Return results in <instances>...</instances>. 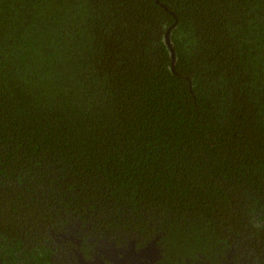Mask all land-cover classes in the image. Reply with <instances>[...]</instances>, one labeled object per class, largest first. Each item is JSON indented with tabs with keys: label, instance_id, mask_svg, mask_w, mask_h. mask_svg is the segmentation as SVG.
<instances>
[{
	"label": "trees",
	"instance_id": "trees-1",
	"mask_svg": "<svg viewBox=\"0 0 264 264\" xmlns=\"http://www.w3.org/2000/svg\"><path fill=\"white\" fill-rule=\"evenodd\" d=\"M62 235L264 264V0H0V264Z\"/></svg>",
	"mask_w": 264,
	"mask_h": 264
},
{
	"label": "flooded vegetation",
	"instance_id": "flooded-vegetation-1",
	"mask_svg": "<svg viewBox=\"0 0 264 264\" xmlns=\"http://www.w3.org/2000/svg\"><path fill=\"white\" fill-rule=\"evenodd\" d=\"M61 247L68 252L71 246L72 264H161V250L156 240L140 242L141 239L126 238L123 242H116L115 239L101 240L99 245H93L86 254L80 251L82 241L72 235L61 236ZM82 256L84 262L78 255ZM229 264H233L230 262Z\"/></svg>",
	"mask_w": 264,
	"mask_h": 264
},
{
	"label": "water",
	"instance_id": "water-1",
	"mask_svg": "<svg viewBox=\"0 0 264 264\" xmlns=\"http://www.w3.org/2000/svg\"><path fill=\"white\" fill-rule=\"evenodd\" d=\"M173 26H174V25H173ZM173 26H172V27H173ZM170 30H171V28L168 29L167 32H166V34H165V44H166L167 47L169 48L170 53H171L172 60H173V62H174V52H173V50H172V45H171V41H170V37H169ZM78 257L80 258V260H81L82 262H84V260L82 259V256H81L80 254L78 255Z\"/></svg>",
	"mask_w": 264,
	"mask_h": 264
}]
</instances>
